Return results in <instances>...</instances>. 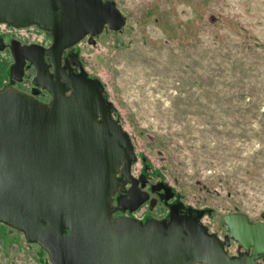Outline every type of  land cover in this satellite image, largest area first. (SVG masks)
<instances>
[{"label": "rangeland", "instance_id": "374dc122", "mask_svg": "<svg viewBox=\"0 0 264 264\" xmlns=\"http://www.w3.org/2000/svg\"><path fill=\"white\" fill-rule=\"evenodd\" d=\"M125 17L79 44L138 165L210 229L264 222V0H112ZM0 264H51L0 222Z\"/></svg>", "mask_w": 264, "mask_h": 264}, {"label": "water", "instance_id": "95a60500", "mask_svg": "<svg viewBox=\"0 0 264 264\" xmlns=\"http://www.w3.org/2000/svg\"><path fill=\"white\" fill-rule=\"evenodd\" d=\"M0 23L50 32L47 53L58 55L105 28L120 31L126 21L112 0H0ZM63 89L72 95L57 88L48 106L0 91L1 223L42 248L51 264H260L264 222L251 224L242 213L222 221L229 238L252 248L251 256L230 257L215 235L188 219H112L115 175L124 164L127 176L131 142L83 73Z\"/></svg>", "mask_w": 264, "mask_h": 264}, {"label": "flooded vegetation", "instance_id": "af4514ba", "mask_svg": "<svg viewBox=\"0 0 264 264\" xmlns=\"http://www.w3.org/2000/svg\"><path fill=\"white\" fill-rule=\"evenodd\" d=\"M83 42L92 45L94 39L91 41L89 36H85L58 55L47 53L53 45V35L50 32L36 25L18 27L0 23V91L12 90L43 106L50 105L53 99L52 91L57 88L63 91L66 97H70L72 90L64 91L63 88L67 87L75 76L83 73L87 80L93 81L83 66L79 50V44ZM93 83L106 101L99 86ZM103 109L109 112L114 123L122 128L107 102ZM96 119L98 125L104 127L102 119ZM118 137L110 135L109 139L117 141ZM123 138L129 139L125 136ZM129 141L131 142L130 139ZM131 145L134 160L129 164L127 176L123 173L124 164L119 166L115 175L118 186L111 198L112 219H133L142 224L151 220L167 224L172 217L188 219L201 225L208 234L215 235L224 244L225 252L230 257H241L245 253L252 255V248L245 251L238 242L229 238L231 231L223 224L219 228L210 229L202 220L203 213L184 205L166 185L152 182V175L146 171V164L142 163L135 170L138 158L132 143ZM120 149L124 151L122 146ZM249 222L257 223L250 220ZM226 238H229L228 245H225ZM258 262L264 264V257L258 259Z\"/></svg>", "mask_w": 264, "mask_h": 264}]
</instances>
